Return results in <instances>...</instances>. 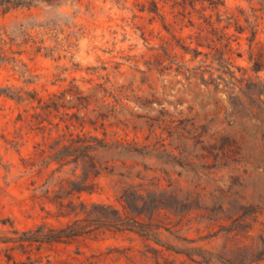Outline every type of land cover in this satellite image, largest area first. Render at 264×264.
I'll return each instance as SVG.
<instances>
[{"label": "rangeland", "instance_id": "374dc122", "mask_svg": "<svg viewBox=\"0 0 264 264\" xmlns=\"http://www.w3.org/2000/svg\"><path fill=\"white\" fill-rule=\"evenodd\" d=\"M138 1L147 0H82L61 6L40 4L7 13L0 10V53L5 59L0 61V89L36 93L47 100L72 84L89 93L107 78L110 88L127 98L124 108L113 116L104 111L110 116L104 125L91 115L94 124H85L84 132L101 138L106 134L109 141L138 143L140 148L156 149V154L167 151L172 157L168 161L106 154L105 160L116 161L115 174L102 175L97 180L100 190L83 194L81 201L121 208L119 196L124 183L155 179V183L160 180L162 189L172 184L182 191V199L191 195L199 209L184 216L163 212L158 218L163 226L158 238L161 245L177 252L196 251L188 252V256L176 254L135 233L124 232L78 244L49 246L39 255L41 264H83L110 250L115 253L102 264H132L125 257L130 255L127 250L139 256L138 264H155L150 258L140 259L147 245L162 250L168 264H264V129L251 120L246 110L234 108V91L225 82L217 80L215 90V85L206 86L194 71L177 72L176 66L163 73L156 69L157 56L172 36L160 21L150 23V16L137 9ZM224 1L227 15L222 17L221 27L228 25L226 18L230 16L247 27L240 11L252 15L254 9L263 18L259 20L258 40L264 43V11H260L264 0ZM176 32L195 47V41L188 40L195 30L185 28L180 32L177 28ZM227 32L236 34L233 25ZM237 36L234 48L241 57L235 55L234 62L242 70L236 75L241 78L247 71V78L254 77L249 62L251 34L247 30ZM191 59V55L185 56L190 68L203 65L199 62L202 58L197 62ZM218 76L215 73L214 78ZM260 76L264 80V72ZM204 79L208 82L210 75ZM37 107L36 103L19 105L0 96V264H8L9 253L24 264H32L38 257L33 255L29 261L20 251L9 250L10 245L4 242L15 237L14 231H28L43 223L61 226L71 220L56 218L53 208L46 206L43 210L34 200L41 190L55 189V182L49 180L55 167L30 170L23 160H37L39 149H47L66 132L65 123L58 118L53 119V125L48 120L38 125L46 117L39 121L32 118L41 113ZM230 120L236 122L232 127L228 126ZM178 127L192 130L191 135L186 134V140L171 136ZM202 128L205 133L199 136ZM71 129L76 133L82 130L78 124ZM238 132L246 133L253 152L234 147L230 153V146H235L231 137ZM132 166L133 177L122 178L120 174L128 173ZM138 172L146 177L145 181L134 177ZM68 173L66 170L53 177L65 178ZM240 206L245 209L238 213ZM220 208L225 213H218ZM47 210L52 214L48 215Z\"/></svg>", "mask_w": 264, "mask_h": 264}, {"label": "trees", "instance_id": "16d2710c", "mask_svg": "<svg viewBox=\"0 0 264 264\" xmlns=\"http://www.w3.org/2000/svg\"><path fill=\"white\" fill-rule=\"evenodd\" d=\"M82 0H0V10L7 13L12 10L32 8L44 4L48 6H61L68 2H81ZM137 9L141 13L150 16V23L160 21L163 28L172 36L171 41L165 42L161 48L162 54L157 56L155 67L160 73L172 70L176 66L177 72H195L200 76L203 84L215 85L217 80L225 82L226 86L233 89V103L235 109H243L249 113L252 121L259 124L264 129V80L260 74L264 72V43L258 40L259 20L263 19L254 14L249 15L244 11L240 13L245 16L247 27H243L235 16L227 19L228 25L221 27L222 17L227 15L225 12L226 4L224 0H147L138 1ZM260 11H264L263 8ZM234 26V35H229L227 30ZM177 28L182 32L185 28H191L196 32L188 36V40L195 41V47L186 43V39L177 35ZM249 30L251 36L248 39L250 43L249 62L251 72L254 77L247 78L246 73L238 78L236 72H241V68L235 65L234 56L241 57V54L234 48V43L239 41L237 35H243ZM0 36V41L1 40ZM205 49V51L203 50ZM191 55V62L199 60L203 65L190 68L185 61V56ZM211 58V61H209ZM0 61L4 62L3 53H0ZM215 64L217 67H215ZM151 71V70H150ZM215 73H219L217 79ZM209 74L210 79L207 82L204 77ZM104 83L97 84L89 93H85L79 87L72 84L71 87L62 90L59 93L52 94L47 100L39 97L36 93L24 92L23 90L0 89V96H6L17 104L33 105L37 104L40 114L32 115V118L39 121L45 116L38 125H42L48 120L53 125V119H60L65 123L66 132L59 135L47 149H39L38 159H24L25 168L33 170L36 167L50 168L55 167L53 175L50 177L54 185V190H41L39 194L34 195V200L38 201L43 210L50 206L55 211L56 218L71 219L61 226H53L43 223L35 228L18 232L14 231L15 237H8L4 242L10 245V251H20L23 255L32 260L33 255H37L32 264H41V252L49 246L63 244L72 245L94 240L106 234H119L124 232L135 233L141 238L156 245L165 247L167 251H173L176 254L188 256V252H195L194 249L179 250L178 252L170 246L161 245L158 238L159 231L163 228L162 223L158 222L159 216L163 212L174 215H185L193 209H199V204L192 200L191 195L185 200L181 198V190L174 188L169 184L167 188L162 189L160 180L155 183L151 179L148 183L131 184L124 183L120 191L118 208L111 204L93 203L87 205L81 201L83 194L92 195L97 193L100 188L97 180L104 174L113 175L117 169L116 161L105 160L104 155H114L121 157H156L159 159H170L167 151L154 153L156 149H149L144 146L139 147L138 143H130L124 140L109 141L106 134L103 138L84 132L85 124H94L91 115H95L97 120L104 122L109 119V115L118 113L119 108H124V101L127 99L122 92L110 88V81L102 78ZM92 83V81L90 82ZM97 108L92 109L93 106ZM138 118H144L138 116ZM233 116H230V119ZM231 121V120H230ZM78 124L82 130L78 133L72 131ZM236 122L231 121L228 126L232 127ZM60 124L55 127L59 128ZM41 129V128H40ZM45 129V128H42ZM181 129L182 133L179 132ZM192 130L186 131V128H176L175 133L178 139L186 140L191 135ZM205 133L204 128L199 136ZM245 132L235 133L230 146V153L234 147L238 151L246 149L253 152L249 147ZM264 138V134H263ZM224 159V156L223 158ZM169 161V160H168ZM144 168L148 170L146 165ZM129 172L120 174L122 178L131 179L132 171L135 166L129 167ZM69 170V176L65 178H54L57 173L63 174ZM134 177L145 181L146 177L138 172ZM47 184H44L46 186ZM197 201V200H196ZM245 209L240 206L238 213ZM52 210H47L51 215ZM208 212H211L207 210ZM218 213H225L223 208ZM214 217H217L215 214ZM244 216H239L234 222L241 220ZM147 250L140 255V259L154 260L155 264H168L164 258L162 250L156 249L150 245ZM113 250L106 255L92 256L83 264H102L113 253ZM125 256L132 264H138V255L131 254L127 250ZM115 253V252H114ZM8 264H24L17 262L14 256L9 253L6 256ZM140 260V261H141ZM48 264H52L48 262ZM59 264H71L60 262Z\"/></svg>", "mask_w": 264, "mask_h": 264}]
</instances>
